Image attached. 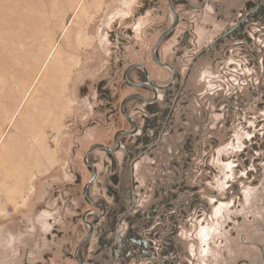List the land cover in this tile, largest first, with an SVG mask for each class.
<instances>
[{"label": "rangeland", "instance_id": "rangeland-1", "mask_svg": "<svg viewBox=\"0 0 264 264\" xmlns=\"http://www.w3.org/2000/svg\"><path fill=\"white\" fill-rule=\"evenodd\" d=\"M142 1L0 0V149L5 144L14 147L10 161L3 162L11 170L9 182L6 178V183L0 182V196H4L0 199V264H72L62 252L69 241L64 238L65 224L70 226L69 218L81 204L78 189L70 185L72 167L81 170L84 150L110 136L109 128H100L96 121L101 112L98 100L102 99L95 93L98 77L118 73L106 31L123 28V46L129 47L135 59L144 55L149 43L145 30L163 23L164 7L160 2L156 10L140 12L137 5ZM258 27L250 32L252 43L243 44L251 59L255 51L264 53V29L256 30ZM127 28L133 35L126 34ZM197 31L209 40L222 32ZM235 43L229 38L217 48V58L223 56V48L228 49L227 58L221 65L210 61L211 82L206 83L209 76L202 73L204 64L190 78L191 88L201 92L188 105L190 113L199 116L200 127L194 125V136H199L200 145L191 155L192 162L183 161V175L177 178L184 176L190 187L179 200L186 206L198 194L202 216L196 217L195 208L188 212L176 237L190 255L180 258L188 264H264V66L252 68L242 57L241 44ZM134 48L138 55L130 50ZM44 80L39 94L45 96V108L20 120L25 108H33V95ZM222 87L225 93L218 95L223 101L233 100L226 107L216 96ZM228 118L232 119L229 126ZM179 139L178 133H168L165 144L169 146L163 149L167 158L162 156L154 174L146 163L136 170L139 207L144 208L148 199L141 189L145 191L151 181L159 180L162 163L178 156L174 143ZM29 140L36 144H26ZM180 164L175 172L182 168ZM241 172L250 177L242 179L241 185L233 183ZM172 174L170 169L166 180ZM193 187H199V193H193ZM211 197L223 203H219L221 213L212 215L220 221L215 222L217 240L212 243V234L210 245L203 249L196 239L198 229L202 230L197 224L211 223L210 214L215 211L207 204ZM53 227L64 236L51 233L47 238Z\"/></svg>", "mask_w": 264, "mask_h": 264}, {"label": "flooded vegetation", "instance_id": "flooded-vegetation-1", "mask_svg": "<svg viewBox=\"0 0 264 264\" xmlns=\"http://www.w3.org/2000/svg\"><path fill=\"white\" fill-rule=\"evenodd\" d=\"M160 2L164 7L163 23L145 30V40L149 43L138 59L132 57L129 47L123 46L126 41L122 39L123 28L106 31L111 60L117 64L118 73L98 77L95 93L102 99L98 100L101 112L96 121L100 128H109L110 136L91 143L84 150L81 170L72 167L70 185L78 189L81 204L80 210L69 218L70 226L65 224L64 238L69 241L62 246L63 258H68L72 264H188L180 258L190 255L176 237L180 236L181 221L188 212L195 208L196 217L202 216L198 194L191 197L186 206L179 200L190 187L185 185L184 176L177 178L183 175V161L192 162L191 155L200 145L199 136H194L199 116L188 110L190 102L201 96V92L190 86L192 72L204 64L202 73L208 74L210 61L214 65L224 63L228 49L223 48L221 58H217L216 53L229 38L242 45L239 46L244 51L242 57L252 68L264 66V53L255 51L251 59L243 45L254 40L250 36L252 27L264 29V0H144L137 9L140 12L156 10ZM197 30L222 32L209 40L208 35H201ZM125 32L129 36L134 33L130 28ZM200 40L208 42L203 44L198 42ZM165 43L169 44L166 48ZM135 49L138 48L130 50L138 55ZM208 76L206 83L214 78L211 74ZM224 90L222 87L216 96L221 106L226 107L233 100L223 101L218 94L225 93ZM231 121L227 119L228 126ZM169 132L180 135L174 143L178 156L162 163L159 180L151 181L145 191L141 189V195L145 194L148 199L144 208L139 207L136 189L140 184L134 176L145 163L147 169H154L155 173L158 161L167 156L163 149L169 146L165 144ZM179 162L182 168L175 172ZM170 169L173 174L166 180ZM245 177H250L248 172H241L233 183L240 184ZM198 188L191 190L199 193ZM207 202L216 211L222 201L211 197ZM49 220L56 225L50 215ZM218 221L212 217L211 223L197 224L213 234V238H206H212V243L217 240L213 227H217L215 222ZM202 230L198 229L196 239H200ZM51 233L53 237L64 236L62 230L54 227L47 238Z\"/></svg>", "mask_w": 264, "mask_h": 264}, {"label": "bare ground", "instance_id": "bare-ground-1", "mask_svg": "<svg viewBox=\"0 0 264 264\" xmlns=\"http://www.w3.org/2000/svg\"><path fill=\"white\" fill-rule=\"evenodd\" d=\"M56 54H60L59 52L58 53H56ZM60 56V55H59ZM58 56V57H59ZM38 65V64H37ZM37 65H35V68L37 67ZM53 66V63H51V66H50V68ZM45 71H47V69L45 70ZM51 71V70H50ZM48 71L45 73V79H46V77H47V75H48ZM32 75V72L30 73V76ZM44 84H45V80L44 81H42V82H40V85L39 86H37V88H36V93H35V95H33V96H35L34 98H35V102H34V104H33V108L31 109L30 107H27V108H25V111H24V114L19 118L20 120L23 118V116L24 115H26V114H28V113H32L31 115H33V114H36L35 112H37L38 113V111H40L42 108H45V105H46V101H45V96H42L41 94H39V92L43 89V87H44ZM47 97V96H46ZM26 124V123H25ZM24 129H26V125H24L23 126V129H22V131L24 130ZM21 131V132H22ZM30 142H32L34 145L36 144V142L33 140H29V141H26V144H29ZM23 143H25V142H23ZM30 147V146H29ZM14 147L13 146H10L9 144L8 145H3L2 147H1V149H0V158H1V163H0V173H2V175H0V182L1 183H6V182H9V177H8V174H9V172L11 171L9 168H8V166H3V162H5L6 160H8V162L10 161V159L12 158V155H9V152L13 149ZM24 163H25V165L27 166L28 165V163H29V160H28V158H27V162L26 161H24ZM6 178V182H4V179ZM8 186V185H7ZM7 189L8 188H5V191H7ZM2 190V189H1ZM1 197L2 198H4V196L2 195V196H0V199H1ZM222 209V205L221 206H219V207H217L216 208V211L215 212H217V213H219L220 212V210ZM221 213V212H220ZM218 217L216 216L215 217V220L216 221H218ZM213 230H215V231H217V227L216 226H214L213 227ZM211 236V234H210V232L208 231V228H205L204 230H202L201 231V234H200V239H201V243H203L204 244V246H203V249H205V246L206 245H209V243H208V240L206 239L207 237H210ZM201 249H202V247H201Z\"/></svg>", "mask_w": 264, "mask_h": 264}]
</instances>
